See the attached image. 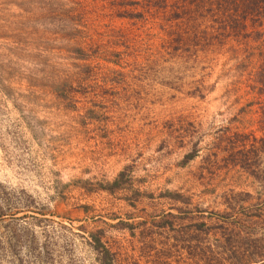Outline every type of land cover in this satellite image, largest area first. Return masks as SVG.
Here are the masks:
<instances>
[{
	"label": "rangeland",
	"instance_id": "374dc122",
	"mask_svg": "<svg viewBox=\"0 0 264 264\" xmlns=\"http://www.w3.org/2000/svg\"><path fill=\"white\" fill-rule=\"evenodd\" d=\"M211 260L264 264V13L0 0V264Z\"/></svg>",
	"mask_w": 264,
	"mask_h": 264
},
{
	"label": "trees",
	"instance_id": "16d2710c",
	"mask_svg": "<svg viewBox=\"0 0 264 264\" xmlns=\"http://www.w3.org/2000/svg\"><path fill=\"white\" fill-rule=\"evenodd\" d=\"M240 1L246 2V0H240ZM252 1H253V4L256 5L257 10L264 13V0H252ZM102 248H103L102 254L105 256V258H107V259L110 258V256H111L110 251L107 248H105L103 245H102ZM105 264H114V263L105 261ZM207 264H213L212 260H211V263L207 262ZM214 264H217V263H214Z\"/></svg>",
	"mask_w": 264,
	"mask_h": 264
}]
</instances>
